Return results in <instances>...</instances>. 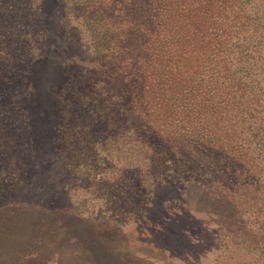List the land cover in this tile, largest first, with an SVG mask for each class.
I'll return each instance as SVG.
<instances>
[{"label":"trees","instance_id":"1","mask_svg":"<svg viewBox=\"0 0 264 264\" xmlns=\"http://www.w3.org/2000/svg\"><path fill=\"white\" fill-rule=\"evenodd\" d=\"M43 7L0 44L1 67L13 63L0 82V209L48 193L93 235L144 214L157 183L199 172L231 214L238 193L264 212V0ZM245 237L235 248L264 256V231Z\"/></svg>","mask_w":264,"mask_h":264},{"label":"rangeland","instance_id":"2","mask_svg":"<svg viewBox=\"0 0 264 264\" xmlns=\"http://www.w3.org/2000/svg\"><path fill=\"white\" fill-rule=\"evenodd\" d=\"M44 4L45 0H0V44L14 45L22 35L21 22L36 20ZM18 9L22 16L17 19ZM40 26L42 31H35L44 38L45 26ZM12 50L16 52V47ZM11 64H0L1 83L6 76L12 78L4 71ZM193 178L157 183L144 214L93 235L80 231L56 204L49 207L48 193L8 204L0 209V264H264L257 246L235 248L240 242L246 244V235L255 241L264 231V212L258 204L247 211L249 203L237 192V208L241 200L245 205L239 214H231L218 181L207 187L203 173Z\"/></svg>","mask_w":264,"mask_h":264}]
</instances>
